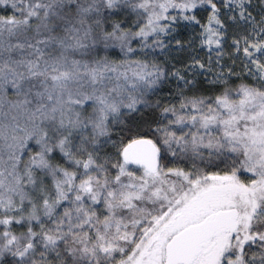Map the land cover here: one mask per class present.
Returning <instances> with one entry per match:
<instances>
[{
  "label": "snow or ice",
  "instance_id": "6c2138e0",
  "mask_svg": "<svg viewBox=\"0 0 264 264\" xmlns=\"http://www.w3.org/2000/svg\"><path fill=\"white\" fill-rule=\"evenodd\" d=\"M0 264H264V0H0Z\"/></svg>",
  "mask_w": 264,
  "mask_h": 264
}]
</instances>
